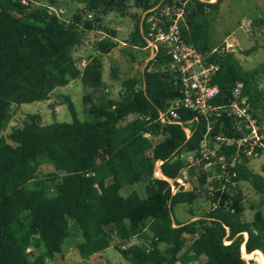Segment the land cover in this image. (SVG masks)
I'll list each match as a JSON object with an SVG mask.
<instances>
[{
    "label": "trees",
    "instance_id": "trees-1",
    "mask_svg": "<svg viewBox=\"0 0 264 264\" xmlns=\"http://www.w3.org/2000/svg\"><path fill=\"white\" fill-rule=\"evenodd\" d=\"M127 1L145 10L159 0H87L68 20L46 5L0 0V132L11 119L13 104L46 100L69 78L97 91L94 97L86 93L82 98L86 119L77 117L72 101L63 95L69 121L41 123L37 113H30L21 125L0 134V264H50L48 259L61 251L72 228L80 234L74 248L84 259L106 248L112 237L122 244L132 236L140 242L114 246L131 264L253 263L243 258L242 250L264 259V218L259 209L250 220L241 218L240 192L231 198L233 212L222 202L210 209L206 199L207 210L199 215L191 211V217L197 216L192 220L181 222L172 215L176 204L190 203L198 194L195 187L172 193L167 179L176 178L184 166L182 155L196 150L203 127L193 121L186 137L184 124H161L157 119L180 95L169 58L157 52L138 75L120 81L116 97L103 91L98 56L77 67L73 54L85 34L99 27L101 15L122 13ZM220 1L184 3L181 36L201 52L214 47L211 28ZM108 32L96 42L98 54L116 45L114 31ZM127 42L146 44L141 18ZM255 48L241 52L246 55ZM205 61L217 65L211 79L218 89L216 103L229 101L240 79L254 114L264 119V62L243 69L233 50L211 52ZM180 114L183 121L194 116L188 110ZM219 125L214 124L213 132L232 134L228 120ZM145 132L158 139L149 153L143 148ZM158 160L161 176L154 175ZM247 162L239 166L236 180L262 196L256 203L261 207L264 175ZM42 164L53 170L42 172ZM198 181L203 182L200 172ZM134 184L142 185V194L136 189L121 194L123 187ZM185 236L189 243L183 247Z\"/></svg>",
    "mask_w": 264,
    "mask_h": 264
},
{
    "label": "rangeland",
    "instance_id": "rangeland-1",
    "mask_svg": "<svg viewBox=\"0 0 264 264\" xmlns=\"http://www.w3.org/2000/svg\"><path fill=\"white\" fill-rule=\"evenodd\" d=\"M54 4H50V0H37L38 4L54 7L57 16L61 19H70L77 11L86 6L87 0H53ZM214 1V0H210ZM144 12V8L137 6L133 1H127L119 11H111L101 15L99 27L88 31L85 34L82 44L74 52V58L78 68H82L86 59L92 56H98L102 63V78L104 82L103 91L116 97L119 92L120 81L134 75H138L143 69L145 62L148 60V50L140 53L135 46L128 44L127 39ZM243 25V29L239 25ZM114 31L116 42L115 47L107 54H98L95 49L96 42L105 37L109 32ZM212 43L215 47L220 48L226 43L230 44L231 50L234 51L243 69H250L264 62V0H221L218 12L212 23L211 28ZM255 45L256 48L249 54H243L241 51ZM264 88V81L260 82ZM90 93L92 97L97 94L88 87L81 84L79 79H68L67 84L55 87L49 94L48 98L43 101L23 103L20 105H12V115L4 132L9 131L10 127L21 125L27 114L37 113L41 123H49L56 121H69L70 113L66 108L63 95H67L74 105L76 115L83 120L88 117L85 112V104L82 100L84 94ZM148 141L143 145L144 150L149 153L153 144L158 140L155 137L147 138ZM185 169L180 173L181 177L192 171H198L196 165L189 167L187 154H183ZM264 158L258 157L247 162V166L256 172L264 175ZM42 172H50L53 167L50 164H42L40 166ZM198 173V172H196ZM198 179V174H194V183ZM136 189L140 194L143 187L140 184L126 186L121 189V194H126L129 190ZM186 190H189V183H185ZM237 192H240V200L244 205L241 214L243 220H250L256 210H260L264 218V204L261 207L256 203L262 196L256 193L252 187L246 182H239ZM208 208L206 198L200 193L195 194V199L190 203H178L173 207L172 215L177 221H185L191 217L190 212L195 211L198 215ZM80 239L79 232L72 228V234L64 240L61 251L48 259L50 264H131L124 259L114 248L118 246H128L132 243L140 242V240L132 236L122 244L118 239L112 237L109 245L100 250L95 255L88 258H81L74 244ZM183 247L189 243L188 236H185ZM33 249V248H31ZM243 256V255H242ZM255 254L251 257L243 256L245 260H251L255 263ZM261 256V255H260ZM253 258V259H252ZM262 258V257H261ZM263 264H264V259ZM196 261V260H195Z\"/></svg>",
    "mask_w": 264,
    "mask_h": 264
},
{
    "label": "built area",
    "instance_id": "built-area-1",
    "mask_svg": "<svg viewBox=\"0 0 264 264\" xmlns=\"http://www.w3.org/2000/svg\"><path fill=\"white\" fill-rule=\"evenodd\" d=\"M22 4L36 3L37 0H19ZM186 0H159L145 9L141 21L144 25V46H135L140 53L148 50V59H153L157 52H162L169 58L168 67L172 73L173 84L179 88L180 95L171 99L165 109L158 113L161 124L178 123L182 126L186 137L191 134L190 124L194 121L203 127V132L198 140L195 151L187 153L189 167L196 165L198 171L189 173V177L180 173L177 177L167 179L171 192L179 187L185 188L189 183V190L194 187L195 192L209 199V208H214L220 202L230 211L231 198L237 193L236 180L239 166L244 161L254 158H264V119H259L250 107L247 96L242 93V80L238 79L231 89L232 98L223 103H216L218 89L212 84V75L217 65L206 62L205 57L211 52L220 54L230 49L226 43L220 48L213 47L208 52H201L186 43L180 31L184 23V3ZM49 12L57 15L62 12L54 7L47 6ZM243 29V25H239ZM192 111V119L183 121L180 111ZM222 120H228L231 130L230 135L222 131L213 132L216 122L220 125ZM219 125V127H220ZM144 137L150 134L145 132ZM160 160L155 162L154 175L161 176L159 171ZM264 165V162H263ZM200 172L203 182L198 179L194 183L193 176ZM222 195L226 198L222 200ZM214 197L213 199H210Z\"/></svg>",
    "mask_w": 264,
    "mask_h": 264
},
{
    "label": "bare ground",
    "instance_id": "bare-ground-1",
    "mask_svg": "<svg viewBox=\"0 0 264 264\" xmlns=\"http://www.w3.org/2000/svg\"><path fill=\"white\" fill-rule=\"evenodd\" d=\"M243 247V246H242ZM242 255L243 256H246V257H251V255L252 254H247V253H245L243 250H242ZM256 256H255V258H254V260H255V263L254 264H263V260H262V258H261V256L259 255V254H255ZM253 259V258H252ZM249 264V263H248Z\"/></svg>",
    "mask_w": 264,
    "mask_h": 264
},
{
    "label": "crops",
    "instance_id": "crops-1",
    "mask_svg": "<svg viewBox=\"0 0 264 264\" xmlns=\"http://www.w3.org/2000/svg\"><path fill=\"white\" fill-rule=\"evenodd\" d=\"M228 50H231V49H228ZM196 217H197V216H192V217H190L188 220H192V219H194V218H196ZM188 220H185V221H188ZM185 221H182V222H185ZM122 247H124V246H122ZM199 259L202 260L203 257L201 256Z\"/></svg>",
    "mask_w": 264,
    "mask_h": 264
}]
</instances>
